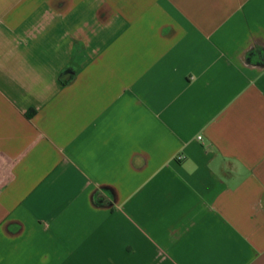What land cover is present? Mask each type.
<instances>
[{"label":"crops","instance_id":"1","mask_svg":"<svg viewBox=\"0 0 264 264\" xmlns=\"http://www.w3.org/2000/svg\"><path fill=\"white\" fill-rule=\"evenodd\" d=\"M0 264H264V0H0Z\"/></svg>","mask_w":264,"mask_h":264}]
</instances>
